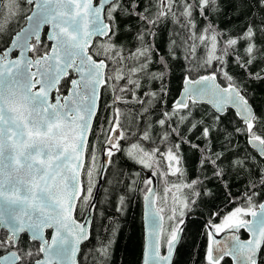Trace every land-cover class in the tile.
<instances>
[{
	"label": "snow or ice",
	"instance_id": "6c2138e0",
	"mask_svg": "<svg viewBox=\"0 0 264 264\" xmlns=\"http://www.w3.org/2000/svg\"><path fill=\"white\" fill-rule=\"evenodd\" d=\"M101 178L142 264H264V0H0V264H118Z\"/></svg>",
	"mask_w": 264,
	"mask_h": 264
},
{
	"label": "trees",
	"instance_id": "16d2710c",
	"mask_svg": "<svg viewBox=\"0 0 264 264\" xmlns=\"http://www.w3.org/2000/svg\"><path fill=\"white\" fill-rule=\"evenodd\" d=\"M23 24V21H22ZM179 85L177 84V87ZM129 168H135L138 170V166L132 164L128 165ZM143 175H150L147 169L143 170ZM195 178L194 174L189 177ZM169 181H176V177H168ZM165 187L164 181L158 176V191L163 195V189ZM110 195H106V191ZM186 191V190H185ZM216 193L215 199L210 197H202L204 203H198V206L194 209L193 219L197 221V224L193 226L189 223V238L194 239L196 244L200 246L201 251L206 243V237L203 234V225L209 219H213L219 222V217L214 214L220 212L221 215L230 212L236 207L235 203H229L226 195V190L221 189L218 185L213 188ZM242 191V188L237 185L232 188V195L235 196ZM116 192L113 191L111 185L103 182L100 193L97 199V210L94 211V218L97 225L107 223L104 217L100 213H104L106 216H116L119 223V234L116 244V257L118 264H141L142 248H143V231H142V197L137 196L132 200L130 206L123 215L117 214L114 211L113 201L115 200ZM170 203V201H169ZM168 224L167 220L164 221V225ZM187 259V255L184 257Z\"/></svg>",
	"mask_w": 264,
	"mask_h": 264
},
{
	"label": "water",
	"instance_id": "95a60500",
	"mask_svg": "<svg viewBox=\"0 0 264 264\" xmlns=\"http://www.w3.org/2000/svg\"><path fill=\"white\" fill-rule=\"evenodd\" d=\"M103 184V178H101V182L98 183L96 189H95V195L96 199L94 200V203H97V199L100 193L101 186ZM154 184L157 189V180L156 177L154 178ZM95 211V210H94ZM94 211H93V217H94ZM250 218V217H249ZM142 231H143V248H142V258H141V264L143 261V255H144V249H145V243H146V236H147V221L145 219V208H144V202H142Z\"/></svg>",
	"mask_w": 264,
	"mask_h": 264
},
{
	"label": "rangeland",
	"instance_id": "374dc122",
	"mask_svg": "<svg viewBox=\"0 0 264 264\" xmlns=\"http://www.w3.org/2000/svg\"><path fill=\"white\" fill-rule=\"evenodd\" d=\"M20 23L22 24V20L20 21ZM164 227L166 228V227H167V225H166V226L164 225Z\"/></svg>",
	"mask_w": 264,
	"mask_h": 264
},
{
	"label": "flooded vegetation",
	"instance_id": "af4514ba",
	"mask_svg": "<svg viewBox=\"0 0 264 264\" xmlns=\"http://www.w3.org/2000/svg\"><path fill=\"white\" fill-rule=\"evenodd\" d=\"M156 180H157V182H158V176L156 177ZM94 191H95V189H94Z\"/></svg>",
	"mask_w": 264,
	"mask_h": 264
}]
</instances>
